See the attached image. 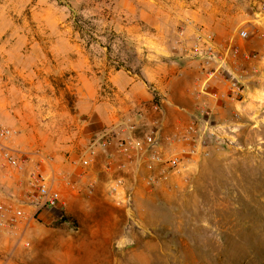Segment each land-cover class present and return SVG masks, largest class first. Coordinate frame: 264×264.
I'll use <instances>...</instances> for the list:
<instances>
[{"label": "crops", "instance_id": "0c3cea01", "mask_svg": "<svg viewBox=\"0 0 264 264\" xmlns=\"http://www.w3.org/2000/svg\"><path fill=\"white\" fill-rule=\"evenodd\" d=\"M260 5V0H0V125L21 131L11 148L19 158L42 161V173L70 207V197L80 193L58 172L78 191L90 182L110 191L120 178L135 187L147 170L128 166L115 144L87 174L80 165L84 148L136 113L163 121L168 135L186 128L204 105L231 116V106L209 96L224 86L206 87L201 61L187 50L197 35L213 36L216 43L234 42L256 54L254 63L264 70ZM242 31L248 40L240 37ZM256 99L251 87V114ZM144 132L142 125L137 135ZM23 190L18 175L0 177V198H22Z\"/></svg>", "mask_w": 264, "mask_h": 264}, {"label": "rangeland", "instance_id": "374dc122", "mask_svg": "<svg viewBox=\"0 0 264 264\" xmlns=\"http://www.w3.org/2000/svg\"><path fill=\"white\" fill-rule=\"evenodd\" d=\"M253 88L238 145L131 200L95 184L63 211L0 229V264H264V83Z\"/></svg>", "mask_w": 264, "mask_h": 264}, {"label": "built area", "instance_id": "2783aa9c", "mask_svg": "<svg viewBox=\"0 0 264 264\" xmlns=\"http://www.w3.org/2000/svg\"><path fill=\"white\" fill-rule=\"evenodd\" d=\"M258 11L264 12V0ZM240 37L249 39V33L242 31ZM187 53L201 61L206 74V87L221 83L224 88L209 93L215 102H223L224 108H232L231 116H223L214 108L203 106L192 116V122L181 132L173 135L165 133L164 122L150 119L143 113L132 114L119 124L107 129L102 136L92 140L83 150L80 165L85 174L94 164L99 154L115 144L130 165L145 167L147 174L140 177L135 187L128 188L123 178L117 179L110 187L112 195L125 194L131 200L135 188L141 183L155 188L168 184L175 178H185L191 165L211 156L226 147L238 145V135L242 128L254 121L248 108L251 87L264 83V70L254 62L258 56L246 53L234 43H216L213 36L197 35ZM161 103L162 95L158 97ZM160 110V108H158ZM145 132L138 136L141 126ZM21 135L17 128L0 125V177H20L25 195L22 198L7 194L11 200L0 198V229L18 231L25 221H37L47 211H63L68 203L63 194L51 184L41 171L42 161L19 158L10 144ZM71 189H77L63 173H56ZM140 182V183H139ZM95 183L90 182L87 190L93 193ZM5 194V193H4ZM27 206L31 212L26 211ZM29 246V243H27Z\"/></svg>", "mask_w": 264, "mask_h": 264}]
</instances>
